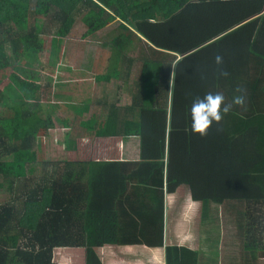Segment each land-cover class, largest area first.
I'll list each match as a JSON object with an SVG mask.
<instances>
[{"label":"trees","instance_id":"1","mask_svg":"<svg viewBox=\"0 0 264 264\" xmlns=\"http://www.w3.org/2000/svg\"><path fill=\"white\" fill-rule=\"evenodd\" d=\"M252 1L255 3L253 12H260L264 1ZM164 3L168 4L169 1L0 0V107L5 101L12 103L10 113L0 115V190L6 189L10 195L0 203V264H59L53 261V254L69 247L84 248L85 259L81 264H100L94 248L111 242L117 232L115 216L100 220V209L95 211L100 207L87 200L85 165L78 164L72 168L74 165L69 162H57L58 168L44 166L41 178H29L32 164L40 160L35 149L40 151L42 140L48 136L49 130H64L60 148L63 154L66 153L73 122L64 116L68 113V105L59 104L56 107L51 101L52 97L77 107H89L93 102L95 86L118 79L120 73L119 62L114 61L116 56H113L114 60H109L101 74H96L74 70L63 63L60 65L57 62L58 54L52 65L54 68L47 71L49 78L58 73L57 78L64 87L60 85L61 82L52 84V79L50 83L42 85L33 66L42 48L39 35L44 33L37 19L50 12H54L52 20L57 25L55 35L59 37L68 33L76 17L86 26L83 38L94 35L118 18L124 24L119 25L122 31L112 41L113 54H121L136 41L143 43L139 72L141 81L137 84L138 92L130 106L134 108L138 100L139 103L143 102L139 104V113L136 111L132 116L134 125L140 127L135 130L138 134H142L141 129L146 130L147 126H151V131L147 130L143 134L156 136V140L161 138L163 142L167 117L163 110L165 106H158L154 102V89L158 86H165L158 88V99H162L161 94L166 96L171 87L170 135L177 143L180 142L184 126L191 124L190 108L194 98L219 91L230 101V98L232 100L240 94L235 91L237 86H242L250 93L248 104L246 100L249 97L246 95L245 107L233 105L219 124L213 122L204 136L212 143L205 150V171L197 181L191 179L188 184L195 202H243L244 236L249 242L260 244L262 241L264 55L251 51L249 60L245 55L238 58L240 63L234 66L231 65L230 51L223 39L211 41L203 47L204 43L215 39L216 34H195L189 30L188 35L179 40V36L172 33L177 23L173 19L164 20V17L169 18L176 12L169 10L164 15ZM200 46V50L193 51ZM159 50L176 53L181 58L175 61L171 55ZM217 54L223 57L221 65L215 63ZM245 61H256L257 66L247 69L242 66ZM222 71L227 72V75H222ZM253 74L255 83L252 81ZM69 82L71 85H68ZM56 85L58 88L54 91ZM150 100L151 122L143 115L148 110ZM44 106H50L57 113L60 123L43 111ZM120 110L110 105L104 123L120 122ZM96 122L90 118L86 120L84 116L81 120L86 126H95ZM101 128L95 132L86 131L85 135L104 137L120 133L111 132L107 127H104L105 130ZM143 134L141 139H144ZM141 156L143 160L150 158L145 145L142 146ZM179 156V148L173 150L170 192H174L185 177L182 169L176 167L181 160ZM157 158V155L151 154V160ZM211 184L218 188V194H206ZM165 253L166 264L196 262L195 253L183 247H167ZM65 264L76 263L71 261Z\"/></svg>","mask_w":264,"mask_h":264},{"label":"crops","instance_id":"2","mask_svg":"<svg viewBox=\"0 0 264 264\" xmlns=\"http://www.w3.org/2000/svg\"><path fill=\"white\" fill-rule=\"evenodd\" d=\"M167 1L169 3H164L162 13L165 15L171 10L176 14L169 18L164 17V20L173 19L177 23L172 33L178 35L179 40L180 37L187 36L189 30L195 34L204 32L207 35L216 34V38L204 43L203 47L211 41L218 42L223 39L226 42L225 47H228L230 51L231 65L234 66L239 65L240 57L246 55V59L249 60L251 51L264 55V7L260 12H253L255 3L252 0ZM153 2L156 0H151V3ZM176 6L177 9H175ZM114 23L119 29L117 31H122L119 25L124 23L115 18L98 32ZM116 36L117 34L114 38ZM130 47H126L119 55H112L116 56L114 61L119 62V69H121V57ZM200 49L201 46L193 51ZM159 51L171 55L175 61L181 58L170 51ZM226 53L228 55V50ZM94 56L99 66L91 64L92 70H86L87 67L85 69L75 67L72 64L65 65L74 70L101 74L105 69L106 61L100 60L97 51ZM255 62L245 61L242 66L250 69V66H257ZM254 75L253 83L256 82ZM137 78V84H139L141 81L139 74ZM68 85L71 83L69 82ZM124 90H128L125 84ZM95 93L96 97L94 95L95 98L89 107L68 104V113L64 116L73 122V126L70 128L66 153L63 154L62 149L59 151L61 142L55 141V147L59 148L51 152L52 159L48 161L53 160L55 165H51L56 168L59 167L56 163L63 161L74 165L72 168H76L78 164L85 165L83 168L86 171L87 200L91 204L94 203V206L100 207L95 209V211L100 209L98 214L100 220H106L107 216L108 218L115 216L117 232L112 241L94 248L95 256L100 264H166L165 249L167 247H183L194 252L195 264H264L262 246L264 237L262 236L263 239L258 244L254 241L249 242L244 236L245 205L243 202L227 201L223 204H215L192 200L188 181L198 179L205 171V164H207L205 150L212 146V143L204 136L194 133L191 130V124L184 126L180 142L172 140L169 125L171 87L169 86L165 99L164 96L163 99H159L163 101L162 104L154 101L158 106H165L163 110L167 117V127L163 142L161 138L156 140V136L148 137L147 134H143L147 130L151 131V126H147L146 130L141 129L144 139H141L142 134L135 131L140 127L134 125L135 119H132V116L136 111L139 113V104L143 103L142 101L139 103L138 100L136 106L130 108L131 104L128 102V105L125 102L124 94V102L111 104L115 108H121L118 113L121 121L108 124L104 122L109 115L110 105L100 84L95 86ZM249 94L246 90V95L249 97L246 100L247 104L250 102ZM130 96L132 101L136 94ZM147 109L149 111L146 110L143 115L151 122V100ZM83 116L86 120L90 118L92 122L97 120L95 126L93 124L86 126L81 123ZM104 127L111 132L120 131V133L104 137L85 135L86 131L95 132L100 128L105 130ZM129 132L134 134L129 135ZM144 145L145 151L150 156L146 160H143L141 156ZM178 148L181 160L176 167L182 169L185 177L175 191L170 192L168 189L172 186L171 157L173 150ZM151 154L157 155L158 158L151 160ZM71 164L67 167L68 170ZM218 193V188L211 184L206 194ZM84 253V248H65L53 254V261L59 264L71 261L81 264L82 260L84 263Z\"/></svg>","mask_w":264,"mask_h":264},{"label":"rangeland","instance_id":"3","mask_svg":"<svg viewBox=\"0 0 264 264\" xmlns=\"http://www.w3.org/2000/svg\"><path fill=\"white\" fill-rule=\"evenodd\" d=\"M53 14L54 12H50L46 16H40V18L37 19V24L41 29L44 30V33H41L39 35L42 40V48L38 51L37 60L33 63V66L39 74V81L42 85L50 83L51 79L52 84L55 81L61 82L57 78L58 73L52 74V77L49 78V74L47 71V69L50 70V68H54L52 67V65H54L55 56L58 54L59 60L57 62H59L60 65H62L61 63L72 64V66L82 69H85L87 67L86 70H92L91 64H96V66H99L94 56L96 51L100 55V60L102 62L106 61V65L104 66L105 68L108 66L107 63L109 62V60H114V57L112 56L114 52L112 41L116 34L118 35L121 33V31H117L119 29L117 28V25H115L116 23L112 24V26L106 28L101 32H97L92 36H86L85 38H83L86 32V26L83 24L79 17H76L75 21L72 23L70 29L68 30V33L62 37H59L55 35L57 25L54 24L52 20ZM142 51H144L143 44L141 45V43L136 41L123 53L121 57V69L118 75L119 79H111L106 84H100L101 90H103L106 94L109 105L113 104L114 102H124V94L126 98L125 102H129L130 104H132V101H130V95L134 96L138 92L136 84L138 79L137 75L139 74L142 66L140 63ZM104 70L105 69H103V71ZM64 84H67V82H64ZM124 84L128 87V90L126 91L124 90ZM60 85L64 87L62 82L60 83ZM57 88L58 86L56 85L54 87V91H57ZM158 88H165V86L161 85L154 89L156 101L162 104L163 101H160L158 99ZM94 95L96 97V93ZM163 96L164 94H161L162 99ZM51 101L55 103L56 107H58L57 105L59 104L68 105L61 99H56L55 97H52ZM11 106L12 103L10 101H5L3 106L0 107V115L3 116L9 114V107ZM44 109L45 110L43 111L46 112V114H49L56 123H60L57 113L52 108H50V106H44ZM90 112H92V110ZM58 126L60 127L59 124ZM63 132L64 130L59 129L49 130L48 136L45 139L42 138V148H40V151H38L37 148L35 149L37 156H40V160L32 164L33 170L29 178H41L44 166H49L51 164L55 165L53 160L52 162H49L48 159H52L51 152L54 149L57 150L59 148L55 147V141H58V143L62 142L61 134ZM59 151H61V148H59ZM1 181L2 178L0 177V182ZM9 196V192H7L6 189H1L0 203L6 201Z\"/></svg>","mask_w":264,"mask_h":264},{"label":"clouds","instance_id":"4","mask_svg":"<svg viewBox=\"0 0 264 264\" xmlns=\"http://www.w3.org/2000/svg\"><path fill=\"white\" fill-rule=\"evenodd\" d=\"M214 59L217 65L223 63V57L219 54ZM221 74L227 75V72L222 71ZM235 91L240 94L235 95L231 101H227L224 93L219 91L208 92L203 97L194 98L190 108L191 130L206 136L213 122L219 124L224 115L232 110L233 105L245 107L246 90L242 86H237Z\"/></svg>","mask_w":264,"mask_h":264}]
</instances>
